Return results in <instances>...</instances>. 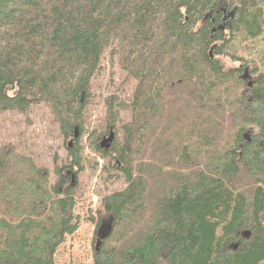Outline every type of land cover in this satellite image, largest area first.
<instances>
[{
	"label": "trees",
	"instance_id": "1",
	"mask_svg": "<svg viewBox=\"0 0 264 264\" xmlns=\"http://www.w3.org/2000/svg\"><path fill=\"white\" fill-rule=\"evenodd\" d=\"M263 33L259 0H0V112L46 104L74 145L53 184L0 148V264H57L77 230V138L107 57L125 76L105 133L122 141L97 152L125 187L102 197L112 231L98 250L96 232L87 264H264V50L253 64L221 60Z\"/></svg>",
	"mask_w": 264,
	"mask_h": 264
},
{
	"label": "rangeland",
	"instance_id": "2",
	"mask_svg": "<svg viewBox=\"0 0 264 264\" xmlns=\"http://www.w3.org/2000/svg\"><path fill=\"white\" fill-rule=\"evenodd\" d=\"M259 4L264 10V0H259ZM221 7L224 9L225 3ZM231 48L236 50L235 57L221 58L226 67H238L243 62L253 64L259 58V51L264 50V33L254 41L244 36L238 37ZM124 76L118 62L110 61L107 57L102 62L100 74L92 81L89 103L84 113V132L77 138L82 165L79 167V173L77 172L73 216L76 217L78 228L72 235L66 236L65 242L57 249L54 256L57 264H87L91 261L92 241L103 223L97 215V211L101 210L102 197L121 191L125 187L123 181L115 177L111 157H102L97 152L101 139L108 135V131L105 133V101L110 94L117 92ZM130 86H133V83H130ZM129 88L124 85L126 91ZM178 96L183 102L191 98L187 88H180ZM165 109L170 119L177 115V111L169 105H166ZM186 113L189 114L187 108ZM180 114L182 115V112ZM70 139L62 135L59 124L46 104L34 105L25 113L0 112V148H14L20 156L31 159L37 167L46 169L51 184L54 182L55 170L69 164L67 148L69 144L72 148L74 146ZM121 141L120 135H115L113 146L117 143V147H120ZM142 162L153 164L151 158L146 155L142 157ZM136 164L135 161V167ZM152 183L158 186L159 191L165 188V184L158 181ZM152 183H149L150 189L153 187Z\"/></svg>",
	"mask_w": 264,
	"mask_h": 264
},
{
	"label": "water",
	"instance_id": "3",
	"mask_svg": "<svg viewBox=\"0 0 264 264\" xmlns=\"http://www.w3.org/2000/svg\"><path fill=\"white\" fill-rule=\"evenodd\" d=\"M243 80H250V76L247 73V70L245 71L244 75L242 76ZM252 82L248 83V86L251 87ZM246 139L249 140L248 136H246ZM114 141V134L112 131L109 132L107 137H103L102 141L99 144V148L104 150V152H107ZM69 148H71V144H69ZM71 183H73V178L71 180ZM112 231V219H109L108 221H103V223L100 225L97 231V242L95 245L96 250H98L101 242L105 240L109 235L111 234Z\"/></svg>",
	"mask_w": 264,
	"mask_h": 264
},
{
	"label": "bare ground",
	"instance_id": "4",
	"mask_svg": "<svg viewBox=\"0 0 264 264\" xmlns=\"http://www.w3.org/2000/svg\"><path fill=\"white\" fill-rule=\"evenodd\" d=\"M243 81H249V82H252V81H251V78H250V80L247 79V80H243ZM110 131H112V130H110ZM112 132H113V131H112ZM108 134H109V133H108ZM113 134H114V133H113ZM107 136H108V135H107ZM107 136H105V137H107ZM245 136H247V135H245ZM114 139H115V136H114ZM246 140H247V139H246ZM101 141H102V139H101ZM247 141H248V140H247ZM70 142H73V141L70 140ZM70 142H69V143H70ZM113 142H114V141H113ZM112 145H113V143H112ZM111 147H112V146H111ZM68 148H69V147H68ZM71 148H72V147H71ZM99 149H100V148H99ZM110 149H111V148H110ZM110 149H109V150H110ZM100 150H102V149H100ZM109 150H108V151H109ZM102 151L104 152V150H102ZM108 151H107V152H108ZM107 152H104V153H107Z\"/></svg>",
	"mask_w": 264,
	"mask_h": 264
}]
</instances>
